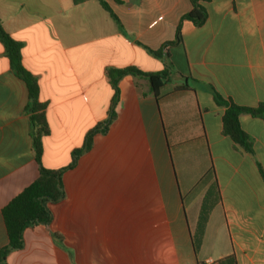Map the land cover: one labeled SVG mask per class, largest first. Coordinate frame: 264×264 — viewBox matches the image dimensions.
Wrapping results in <instances>:
<instances>
[{
	"label": "crops",
	"instance_id": "obj_1",
	"mask_svg": "<svg viewBox=\"0 0 264 264\" xmlns=\"http://www.w3.org/2000/svg\"><path fill=\"white\" fill-rule=\"evenodd\" d=\"M103 3L110 13L97 0H0L2 29L19 44L44 104L41 163L62 170L64 194L48 206L49 224L26 229L23 248L3 264H213L229 255L264 264V120L239 117L252 140L245 153L223 135L225 108L212 95L264 104V0L199 2L207 14L200 27L181 20L191 0ZM178 25L182 50L164 49ZM127 67L167 71V81L154 96L147 78L123 77L115 120L68 168L107 118L106 71ZM27 104L0 43V249L8 243L2 209L38 177Z\"/></svg>",
	"mask_w": 264,
	"mask_h": 264
},
{
	"label": "trees",
	"instance_id": "obj_2",
	"mask_svg": "<svg viewBox=\"0 0 264 264\" xmlns=\"http://www.w3.org/2000/svg\"><path fill=\"white\" fill-rule=\"evenodd\" d=\"M101 6L110 13L103 0H97ZM209 0H191L192 8L185 14L181 20H188L196 27L204 24L207 18L205 8L199 4L206 3ZM0 43L2 44L6 57L8 58L10 68L14 71L16 77L21 79L28 91V104L25 112L29 114L30 121V136L32 140V147L34 153V160L38 166V177L29 186L23 189L16 197H14L1 211L6 234L8 238L7 245L0 249V264H3L6 257L13 251L23 248V233L26 229L35 225H48L51 220V214L48 206L50 204L60 201L64 194L61 184L62 170H50L43 167L41 163L42 158V139L48 135V125L46 123L43 110L44 104L39 101V88L35 78L24 69L21 62L20 46L11 37H9L2 29L0 23ZM180 47L182 50V38L180 35L179 25L176 29L175 39L173 42L164 45V49ZM155 57H161L162 52H152ZM177 64L180 59H184V55H179ZM179 73L184 78L186 72L179 69ZM108 82L113 91V96L107 112L106 120L97 127L90 130L84 139L81 148L72 152L71 161L68 168H72L80 154L88 151L92 145L94 135L98 133H105L107 127L115 120V105L118 91V82L125 76L144 77L149 81L151 91L154 96H157L158 91L164 86L167 81V71L159 73H143L134 68L127 67L123 69H108L106 71ZM187 89L186 85L176 87L178 91ZM213 99L217 106L224 107L225 111L222 116V133L224 136L230 138L236 145H238L245 153H252V140L245 134L239 124V117L241 115H249L252 118L264 120V104H259L256 108L239 107L231 102L224 101L217 93L213 92ZM210 189L205 195L196 229L192 235V245L196 253L201 240L203 238L204 229L208 220L209 212L212 208L210 196L212 193ZM213 264H237L234 255H229L222 258Z\"/></svg>",
	"mask_w": 264,
	"mask_h": 264
},
{
	"label": "built area",
	"instance_id": "obj_3",
	"mask_svg": "<svg viewBox=\"0 0 264 264\" xmlns=\"http://www.w3.org/2000/svg\"><path fill=\"white\" fill-rule=\"evenodd\" d=\"M207 264H212L211 262H208Z\"/></svg>",
	"mask_w": 264,
	"mask_h": 264
}]
</instances>
